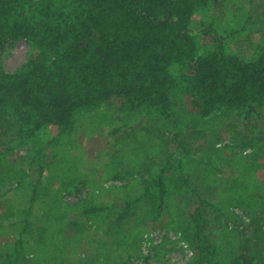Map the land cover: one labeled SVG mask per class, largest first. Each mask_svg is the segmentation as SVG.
<instances>
[{"label": "trees", "instance_id": "1", "mask_svg": "<svg viewBox=\"0 0 264 264\" xmlns=\"http://www.w3.org/2000/svg\"><path fill=\"white\" fill-rule=\"evenodd\" d=\"M215 5L216 0H0V50L8 40L19 39L32 48L27 64L16 73L0 67V200L10 191L7 181L29 195L28 206L11 205L17 212L14 220L0 225L1 264L25 259L88 264L91 257L93 264H136L140 257L131 253V235L123 246L84 240L93 245L88 257L72 249L68 231L86 223L105 233L122 225L129 233L131 226L157 222L164 213L175 226L178 216L183 217L186 225L180 230L195 249L194 264H264L263 238L262 246H254L219 229L220 209L210 202L209 190L188 174L190 165L199 162L180 143L186 141L183 135L195 139L217 134L211 127L230 118L251 121L252 115L264 114V43L255 59L246 60L228 53L235 35H224L213 24L197 29L199 14ZM205 35L214 41L210 48L200 46ZM174 66L181 72L173 73ZM113 102L128 116H147L150 128L143 138L150 143L155 138L157 149L148 150L151 144L135 139L130 159L135 179L126 182L134 193L127 198L87 205L78 192L72 194L76 202H66L55 186L73 178L68 171L77 172L71 168L77 159L68 156L56 169V179L55 170L45 173V150L54 144L57 154L64 152L82 116ZM50 126L57 127L58 135L44 140ZM173 141L177 146L170 150ZM252 145L254 141L245 146ZM25 151L28 167L19 161ZM260 152L261 147L244 162L248 176ZM122 156L121 150L113 153L111 168L122 167ZM34 171L37 178L32 181ZM128 174L116 173L114 179L123 181ZM209 179L220 183L219 178L202 176L207 187ZM248 180L239 183L240 193L225 186L231 198L224 207L264 209V181L251 186ZM247 196L253 201H244ZM33 219L51 241L30 239Z\"/></svg>", "mask_w": 264, "mask_h": 264}, {"label": "rangeland", "instance_id": "2", "mask_svg": "<svg viewBox=\"0 0 264 264\" xmlns=\"http://www.w3.org/2000/svg\"><path fill=\"white\" fill-rule=\"evenodd\" d=\"M196 22L197 29L202 25L213 24L224 35H235L230 40L228 53L239 55L246 60H253L264 43V0H216L215 7L205 11L203 15L199 14ZM239 31H242L243 34L239 35ZM212 44L214 41L207 35L200 40L201 47L210 48ZM31 53L32 48L24 39L8 40L0 50V67L8 73H16L27 64ZM171 71L179 73L181 69L174 66ZM183 71L187 72L186 68ZM251 119V121H247L243 117L225 119L226 122L220 123L218 127H211V130L217 128V134H209L206 138L195 139L183 135L186 141L185 143L180 141V143L187 150L192 151V155L199 162L190 165L188 174L198 186L209 190L207 196L210 202L216 204L220 209V213H217L222 217L218 221V223L221 222V226H218L221 227L219 229L225 233L239 236L240 240L249 239L255 246L261 245L259 240L264 239V209L256 205L249 206L250 208L247 205L244 206L248 207L246 211L235 207L229 210L224 207L226 198L231 195L230 191L225 189L226 185H232L233 192L236 194L240 193L239 183L244 184V179H249L248 184L251 186H255L257 180L264 181V114L260 117L254 114ZM149 128V120L143 112L128 116L121 110L119 102H113L98 111L84 114L80 127L67 140L71 141L70 147L64 149L61 154L56 153L54 144L49 145L45 150V173L48 174L55 170L54 175L58 176L56 169L62 166L68 156L72 155L77 161L71 168L78 169L77 172L69 170L68 173L74 175L73 178L55 186L62 190V197L66 202H76L77 196L72 194L78 192L81 194L80 198L85 200L87 205L100 204L106 200L111 203L127 198L134 193L132 189L128 188L126 182L134 178L130 172L136 170L130 166V159L133 157L131 153L136 145L135 139L140 140V143L144 145L151 144V147L147 148L148 150L157 149L152 145L155 138L150 139L151 143L148 139L143 138L145 136L143 133ZM57 135V127L50 126L44 131L42 138L44 140L54 139ZM172 136L170 135V139ZM252 141H254V145L245 146ZM156 144L159 147L161 143L156 140ZM170 144L168 146L170 150L177 146L175 141ZM259 147H261V152L258 155L259 161L251 167L254 171H251L248 176L244 169V162L251 159L252 154L254 151H258ZM221 149L223 150L221 151ZM116 150H121V156L125 153L122 156L125 161H123L122 167L116 165L111 168V156ZM25 152H22L23 155H20L19 158L23 165H26L28 159V153ZM127 154L131 155L125 156ZM26 167L28 166L26 165ZM36 172H31L32 181L37 178ZM207 172H209L208 175ZM116 173L118 176L129 174L122 177L123 181H119L114 179ZM145 175L147 174L145 173ZM202 176L219 178L220 183H214L212 179H209L207 181L208 188L202 182ZM203 179L205 180V178ZM7 184L10 185V187L8 186L10 191L6 189L9 193L0 200V225H8L14 220L17 212L10 209L11 205L25 207L29 204V199L26 198L28 194L14 190V186H11L9 181ZM209 194H211L210 197ZM230 198L228 197L227 203ZM251 199V196H247L244 201L251 202L253 201ZM39 209L37 206L36 213H39ZM182 218V216H178L179 225L175 226L171 224L173 221L171 216L164 213L157 222H141L136 226H131L129 233L122 225L113 227L105 233L97 231L90 224H77L75 230L70 228L68 235L74 242L72 249L77 250L78 254L83 256L90 254L88 257H91L94 251L93 245L87 244V241L84 240L105 239L116 246H123L129 241L131 235L133 239V242L130 240L131 253L140 257L134 259L136 264H144L145 258L148 259V264H194L195 249L188 242L184 233L182 234L183 230H180L182 229L180 225L184 223ZM184 225L186 224L184 223ZM29 235L33 241L40 240L47 243L52 240V236L44 232L42 226L37 224L34 219L30 221ZM183 242L189 245L194 257H188L182 247ZM115 248L111 253L115 251ZM89 259L88 264H93V258ZM25 261L27 263L22 262L21 264H36L32 260L30 263V259H25ZM59 264L67 263L63 261ZM111 264H118V262L114 261Z\"/></svg>", "mask_w": 264, "mask_h": 264}, {"label": "built area", "instance_id": "3", "mask_svg": "<svg viewBox=\"0 0 264 264\" xmlns=\"http://www.w3.org/2000/svg\"><path fill=\"white\" fill-rule=\"evenodd\" d=\"M182 247L186 251V253L188 254L189 258L194 257L193 251L191 250V248L189 247V245L186 242L182 243Z\"/></svg>", "mask_w": 264, "mask_h": 264}]
</instances>
